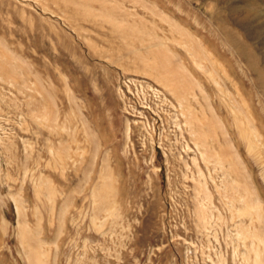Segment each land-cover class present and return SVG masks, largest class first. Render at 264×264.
Segmentation results:
<instances>
[{
    "label": "rangeland",
    "instance_id": "obj_1",
    "mask_svg": "<svg viewBox=\"0 0 264 264\" xmlns=\"http://www.w3.org/2000/svg\"><path fill=\"white\" fill-rule=\"evenodd\" d=\"M248 1L0 0V264H264Z\"/></svg>",
    "mask_w": 264,
    "mask_h": 264
},
{
    "label": "bare ground",
    "instance_id": "obj_2",
    "mask_svg": "<svg viewBox=\"0 0 264 264\" xmlns=\"http://www.w3.org/2000/svg\"><path fill=\"white\" fill-rule=\"evenodd\" d=\"M66 3V6H72L73 8H75V9H78V8H80V9H82L83 10V12H84V16L86 17V18H89L90 17V15H92V9L94 8V6L97 4V5H99L100 6V8H103V9H105V8H108V7H110V6H112V3H118L119 2V0H64ZM248 4H247V6H249V8H250V11H252V12H256L254 15H256L257 17H255V18H257L256 20H258V19H261L262 17V10H260L257 6H256V2L254 1V0H249L248 2H247ZM247 6L245 7V9H247ZM259 7H261V5L259 6ZM249 11V9H248V12H250ZM264 15V14H263ZM84 17V18H85ZM109 17V19L111 20L112 19V17L111 16H108ZM122 18V17H121ZM124 19V18H123ZM113 20V19H112ZM262 20H263V18H262ZM254 21V20H253ZM116 24H117V26H119L120 25V23L119 22H115ZM245 24H248V22H245ZM129 28V30H130V27H128ZM132 29V28H131ZM133 30V29H132ZM262 32H263V26L261 27V25H258V30L257 31H255V33H257V35H258V37H259V35H260V33L262 34ZM229 36V38H230V41L232 42V44L237 48V50L242 54V55H244V56H246V59L248 60V63H249V65L251 66V68L252 69H254L256 72H257V74H258V80L260 79L261 80V84H262V86H263V89H264V78H263V73H264V69L262 68V67H259L258 66V63H257V58H256V56H254V55H248L247 53H246V46L244 45V44H240V43H238V41H236V40H234V39H232L231 37H230V35H228ZM233 40V41H232ZM162 43H160V45H161ZM149 50V49H148ZM251 54V53H250ZM264 56V55H263ZM107 165V164H106ZM19 213L20 214H22V211H20L19 210ZM25 227V226H24ZM25 232V231H24ZM29 233V232H28ZM32 240H34L33 238H31L30 239V242H32Z\"/></svg>",
    "mask_w": 264,
    "mask_h": 264
}]
</instances>
